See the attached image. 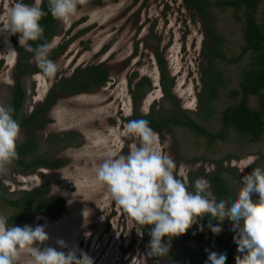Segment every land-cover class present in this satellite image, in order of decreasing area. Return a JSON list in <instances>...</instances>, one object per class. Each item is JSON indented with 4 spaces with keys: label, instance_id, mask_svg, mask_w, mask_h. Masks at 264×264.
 <instances>
[{
    "label": "rangeland",
    "instance_id": "374dc122",
    "mask_svg": "<svg viewBox=\"0 0 264 264\" xmlns=\"http://www.w3.org/2000/svg\"><path fill=\"white\" fill-rule=\"evenodd\" d=\"M13 2L0 0V16ZM23 2L31 4L33 0ZM256 16L264 27V1ZM205 17L206 23L183 0H80L78 18L71 25L55 18L53 36L40 50L27 55L26 64L41 69L20 79L25 90L21 109L24 115L46 99L59 79L76 80L89 65L104 63L108 70L107 81L97 88L75 93L55 90L44 127L38 131L31 126L20 129L17 144L34 134L37 154L50 160L60 158L64 161L62 165L38 168L28 174L14 163L0 168L3 198H16L22 191L42 184L48 187L47 196L63 198L64 210L60 216L50 218L27 212V221L18 225H43L49 239L41 248L51 246L65 252L74 248L77 254L82 250L93 259V264H206L205 249L220 248L224 251L223 264H238L236 257L240 253L236 244L195 243L185 234L171 239L167 254L147 255L150 239L147 228L142 236L135 229L129 230L127 214L106 201V192L96 187L94 179L96 164L123 139L119 132L128 120L135 119V115H147L153 107L156 111L172 109L173 104L163 97L156 51L166 63L174 105L177 103L207 130H220L221 111L237 101L231 91L238 88L241 73L251 60L249 52L238 58L244 45L243 8L214 6ZM208 27L215 31L216 39L208 36ZM17 46H23L18 42V34L0 32V105L3 106L10 100L19 60L25 53ZM58 46L62 50L55 52ZM211 47L218 53L216 56L210 57ZM77 69L80 72L74 73ZM214 70L219 71L221 82L217 96L207 107L201 101L203 77ZM134 74L136 77L132 79ZM143 77L151 80V86L143 87L147 92L135 105L132 90ZM258 103L255 96H250L251 107L257 108ZM189 104L192 107H187ZM155 132L164 151L176 162L177 171L187 170L189 190H193L197 179L208 182L202 172L221 168L234 193L241 176L251 171L248 167L242 172L236 165L249 155L258 157L252 167L264 168V138L251 141L233 128L228 129L226 139L212 143L185 127ZM66 134L67 141L61 140ZM130 143L124 140L123 152L128 151ZM0 214L8 217L13 214V208L1 199ZM57 240L65 241L67 248H60ZM27 259L26 255L22 256L20 264H26Z\"/></svg>",
    "mask_w": 264,
    "mask_h": 264
},
{
    "label": "clouds",
    "instance_id": "9594fccd",
    "mask_svg": "<svg viewBox=\"0 0 264 264\" xmlns=\"http://www.w3.org/2000/svg\"><path fill=\"white\" fill-rule=\"evenodd\" d=\"M42 2L33 0L26 4L14 0L0 16V32L18 34L19 44L31 50L28 41H35L43 34L39 22L47 13L41 8ZM79 2L48 0V11L65 25H71L78 18ZM13 113L11 105H0V168L18 155L20 125ZM119 136L123 139L96 164L95 184L106 192L109 204L114 203L127 214L129 230L135 229L142 236L147 228L150 237L147 255L167 254L173 237L184 234L207 215L213 233L221 230L224 221L228 222L240 253L236 257L238 264H264V168L252 167L257 156L249 155L236 165L242 172L248 167L251 171L241 176L234 194L217 200L203 178L195 180L193 190H189L187 170L177 171L176 162L164 151L158 133L147 119L128 120ZM124 140L131 141L126 153ZM8 221V216L0 214V264H20L25 255L26 264H93V259L82 250L77 254L74 248L67 252L51 246L41 248L49 239L43 225L21 227ZM56 244L67 248L63 240H57ZM205 251L206 264H223V249Z\"/></svg>",
    "mask_w": 264,
    "mask_h": 264
},
{
    "label": "trees",
    "instance_id": "16d2710c",
    "mask_svg": "<svg viewBox=\"0 0 264 264\" xmlns=\"http://www.w3.org/2000/svg\"><path fill=\"white\" fill-rule=\"evenodd\" d=\"M264 0H183L185 6L189 9L195 10L204 23L207 22L206 12L214 6L222 8L244 9V28L243 39L244 45L240 51L238 58L246 52L250 53V62L247 67L242 71L238 88L231 91V95L237 98L234 103L228 104L221 111V128L217 132H211L205 127L197 123L191 115L185 110L179 108L177 103L174 105V95L169 86L166 63L161 54L156 51V58L160 68V80L163 89V97L173 104L171 111H164L160 109L156 111L154 107L147 115H135V119H147L150 127L157 131L162 132L164 129H171L172 127H185L197 135L206 137L209 143L216 139H226L228 129L233 128L238 133L244 134L250 138L251 141H260L264 138V27L257 21V10L259 5ZM41 8L47 14L40 20V25L43 28L42 36L35 41H28L29 47L17 46L18 50L25 53L20 57V66H18V73L15 76V82L11 88L10 100L7 103L14 108L13 116L18 121L20 129L26 126H31L34 131L41 130L47 122L46 113L53 104L55 98L53 92L55 90L65 91V93L85 92L90 88H97L103 85L108 78V70L104 63L97 65H89L82 69L80 78L74 79H59L49 91L48 96L42 103H37L33 106L29 114L24 115L21 109L25 101V90L23 89L20 79L22 76L40 71L38 66H28L26 64V57L29 54L40 50L44 44L55 33L53 22L55 17L48 11V0H43ZM208 36H214L212 27L206 29ZM55 52L62 50V46L55 48ZM210 57L216 56L215 48H210ZM211 58L210 60H212ZM80 72L78 69L77 73ZM136 77L133 75L132 79ZM203 81L205 83L201 91V101L207 107L210 101L217 96L218 85L221 82V75L219 71H208L204 74ZM144 86H151V80L148 77L139 79L134 85L132 96L134 104L136 105L140 99L143 98L147 90L143 89ZM250 96H255L258 100V107L253 108L249 105ZM68 134L63 141H67ZM56 139H60L59 137ZM37 146L35 135H28L19 144H17V158L11 163H14L21 172L31 173L38 168H54L62 165L64 161L60 158L48 159L41 154H37ZM31 171V172H29ZM207 178L211 187V191L216 195L217 200L227 199L234 194L227 183L225 177L222 175L221 168L208 173L202 172ZM47 185L42 184L27 191H22L21 195L16 198H3L9 206L13 208V214L9 217V224L18 226L27 221V212L32 214H45L50 218H56L64 210L63 198L56 195L47 196ZM213 224L218 222L213 221ZM221 230L218 233H213L208 223V217L205 215L203 219L194 224L184 234L192 239L195 243H204L218 246L222 244H235L233 241V230L229 227L228 222L224 221L220 225Z\"/></svg>",
    "mask_w": 264,
    "mask_h": 264
},
{
    "label": "snow or ice",
    "instance_id": "6c2138e0",
    "mask_svg": "<svg viewBox=\"0 0 264 264\" xmlns=\"http://www.w3.org/2000/svg\"><path fill=\"white\" fill-rule=\"evenodd\" d=\"M187 107H192V105H191V104H189V105H187Z\"/></svg>",
    "mask_w": 264,
    "mask_h": 264
},
{
    "label": "bare ground",
    "instance_id": "6f19581e",
    "mask_svg": "<svg viewBox=\"0 0 264 264\" xmlns=\"http://www.w3.org/2000/svg\"><path fill=\"white\" fill-rule=\"evenodd\" d=\"M10 58H12V54H10Z\"/></svg>",
    "mask_w": 264,
    "mask_h": 264
}]
</instances>
